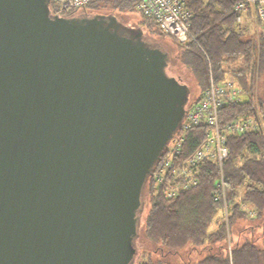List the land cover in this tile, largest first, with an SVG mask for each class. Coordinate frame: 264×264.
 <instances>
[{
  "label": "water",
  "instance_id": "water-1",
  "mask_svg": "<svg viewBox=\"0 0 264 264\" xmlns=\"http://www.w3.org/2000/svg\"><path fill=\"white\" fill-rule=\"evenodd\" d=\"M47 3L0 0V264H132L188 90L114 14Z\"/></svg>",
  "mask_w": 264,
  "mask_h": 264
},
{
  "label": "trees",
  "instance_id": "trees-1",
  "mask_svg": "<svg viewBox=\"0 0 264 264\" xmlns=\"http://www.w3.org/2000/svg\"><path fill=\"white\" fill-rule=\"evenodd\" d=\"M137 1L92 0L78 10L66 12L58 11L57 0H48L47 6L51 14L65 17L114 14L131 30H144L147 35L175 42L176 56L195 84V94L189 93L182 120L186 111L202 98L211 72L216 79L224 73L232 74L243 92L249 93L247 98L220 107L221 127L243 114L259 117L264 123V96H255V90L264 84V38H247L244 28L237 27L233 6L239 0H183L192 12L189 39L183 43L168 35L153 18L143 15L136 7ZM125 18L132 24L124 22ZM174 61L169 53L168 64ZM221 65L225 68L221 69ZM207 130L204 123L186 129L169 170L199 146ZM226 136L228 154L222 171L228 200L227 228L221 217V200L213 195L218 176L216 161L204 162L196 185L181 189L175 197L164 196V183L153 186L151 174L144 184L143 218L135 237L142 246L137 249L133 243L132 264H264V129ZM242 203L255 213L250 215Z\"/></svg>",
  "mask_w": 264,
  "mask_h": 264
},
{
  "label": "built area",
  "instance_id": "built-area-1",
  "mask_svg": "<svg viewBox=\"0 0 264 264\" xmlns=\"http://www.w3.org/2000/svg\"><path fill=\"white\" fill-rule=\"evenodd\" d=\"M92 0H57L59 12L78 10ZM137 9L145 16L153 18L161 28L177 42L183 43L189 39L190 18L192 12L186 7L183 0H138ZM237 27L246 29L250 26L252 31L264 38V0H239L233 6ZM224 69V65L220 66ZM202 98L194 103L187 111L185 118L178 125L168 145L160 166L152 172L153 186L164 183V196L175 197L181 189L196 185L200 167L206 161L214 160L218 167V176L215 180L213 195L221 200V217L227 228L228 200L225 194L224 173L222 171L223 159L228 154L225 146L226 134H242L246 130L256 131L264 129V123L259 117L239 115L225 124L219 125L218 110L227 102L240 100L243 90L232 74L224 73L218 79L210 72ZM204 123L208 126L205 139L197 148L176 167L169 170L172 160L179 153L180 145L187 128ZM242 208L250 215L255 210L249 207Z\"/></svg>",
  "mask_w": 264,
  "mask_h": 264
},
{
  "label": "rangeland",
  "instance_id": "rangeland-1",
  "mask_svg": "<svg viewBox=\"0 0 264 264\" xmlns=\"http://www.w3.org/2000/svg\"><path fill=\"white\" fill-rule=\"evenodd\" d=\"M124 22H126L128 24H132L128 18H125ZM243 28H244V30L246 32L245 36L247 38L248 37H254V38L258 39L259 37H261L260 35L254 33V32H251L252 31V27L251 26L249 28H247V29H246V26L243 27ZM143 31H142L141 34H142L144 39H146L147 41H150V42L158 45L159 47H162L163 49H165L167 54H168V58H169V53H171V58L172 57L175 58L174 63L168 64L169 65V67H168L169 70H171L176 76H178L180 81L186 82L188 90H189L188 92L191 95H194L195 94L194 80H193L192 76H190L189 70L186 68V66L184 64H182L181 60L176 56V50H177V46H175L176 43L173 42V41H170L167 38L158 37V36H155V35H153L151 33L147 35L146 31H144L145 34L148 36V37H146L143 34ZM255 91H256L255 92V96H256V94L257 95L259 94V96L260 95L264 96V84H263V86L259 87V90L256 89ZM248 96H249V93L247 91H244L243 94L241 95V99L247 98ZM142 198H143V196H142ZM143 199H144V205H145V198H143ZM241 205H243L244 207H249L248 204L246 205V204L242 203ZM143 211H144V206H143ZM142 218H143V212L141 214L140 221L142 220ZM135 239H134L133 243L135 244L136 248L139 249L142 246V244L139 241V239H136V240Z\"/></svg>",
  "mask_w": 264,
  "mask_h": 264
},
{
  "label": "flooded vegetation",
  "instance_id": "flooded-vegetation-1",
  "mask_svg": "<svg viewBox=\"0 0 264 264\" xmlns=\"http://www.w3.org/2000/svg\"><path fill=\"white\" fill-rule=\"evenodd\" d=\"M169 65L167 64V66L163 69L165 71V74L172 79V81H176V88H178L179 86H182L183 89L186 87L187 88V83L186 82H183V81H180L179 77L176 76L171 70H169ZM188 92V91H186ZM188 96H189V92H188ZM188 96H187V99L185 100V103L186 101L188 100ZM185 103H183V110L185 109ZM185 111V110H184Z\"/></svg>",
  "mask_w": 264,
  "mask_h": 264
}]
</instances>
